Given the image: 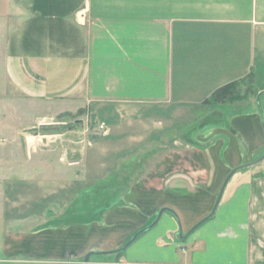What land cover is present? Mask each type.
<instances>
[{
    "label": "crops",
    "instance_id": "obj_1",
    "mask_svg": "<svg viewBox=\"0 0 264 264\" xmlns=\"http://www.w3.org/2000/svg\"><path fill=\"white\" fill-rule=\"evenodd\" d=\"M263 52L264 0H0L1 78L25 99L60 96L66 104L88 106L113 129L115 120L124 118L125 127L152 112L169 120L160 123L164 132L187 106L205 105L206 114H217L215 122L201 128L212 143L186 148L184 160L171 156L176 136L139 148L143 157L153 156L146 166L150 174L137 182L121 181L126 188L120 199L143 197L146 187L155 195L166 174L184 168L183 189L167 192L184 198L186 214L194 220L188 225L176 207L162 205L176 212L182 229L211 209L231 167L264 152L256 103L257 92L264 89V68L258 66ZM249 72L252 91L245 97L213 107L204 103L216 88ZM110 136L123 139L124 128ZM114 152L116 159H124V147L118 144ZM263 158L246 173L231 175L213 215L183 242L162 240L166 229L179 226L165 209L125 248L93 252L89 264L92 254L100 259L92 264H264ZM128 183L138 186L128 190ZM111 206L101 225L97 216L103 208L70 209L58 228L63 234L57 240L64 259L60 264H83L87 251L121 246L145 221L143 210Z\"/></svg>",
    "mask_w": 264,
    "mask_h": 264
},
{
    "label": "rangeland",
    "instance_id": "obj_2",
    "mask_svg": "<svg viewBox=\"0 0 264 264\" xmlns=\"http://www.w3.org/2000/svg\"><path fill=\"white\" fill-rule=\"evenodd\" d=\"M263 53L258 57L262 60L259 68H264ZM263 75L260 73L261 82ZM2 76L0 74V262L64 263L58 254L60 244L58 248L57 240L63 235L58 228L62 227L70 209L78 206L87 210L86 206L103 208L97 216L99 225L105 222L112 204L114 209L127 206L139 212L143 210L146 218L139 228L151 222L164 204L176 207L183 220L189 219L188 225L194 220L186 214L184 198H175L174 192H167L168 188L183 189L182 175L188 174L184 168L166 174L161 192L155 195L146 187L143 197L132 195L130 199H120L126 188L121 181L127 177L137 182L143 175L150 174L152 168L146 166L152 163L153 156L143 157V153H138L139 148L166 144L168 138L176 136L177 150L171 156L184 160L185 153H189L186 148L206 147L212 143L207 141L206 132L201 133V128L215 122L211 120H215L217 114H206L205 105L184 107L173 115L171 128L164 132L160 123L169 120L160 113L151 112L144 120L133 119L125 127L122 118L113 121V126L116 130L124 128L123 139L121 136L108 137L115 129L109 122L108 125L97 118L88 106L66 104L60 96L54 95L25 99L7 86ZM243 92L244 88L234 90V94ZM224 102L228 100L209 106ZM260 103L264 121V91L260 94ZM122 112L124 114V107ZM223 121L218 120L222 125ZM118 144L124 147L122 160L115 158L114 149ZM262 161L264 163V158ZM250 167L242 166L234 175L246 173ZM128 184V190L138 186ZM186 227L182 233L186 232ZM178 232L176 226L166 229L162 240L183 242ZM94 257L92 254L91 264L100 260ZM68 260L72 259H65Z\"/></svg>",
    "mask_w": 264,
    "mask_h": 264
},
{
    "label": "water",
    "instance_id": "obj_3",
    "mask_svg": "<svg viewBox=\"0 0 264 264\" xmlns=\"http://www.w3.org/2000/svg\"><path fill=\"white\" fill-rule=\"evenodd\" d=\"M264 91V89L260 90L257 92L256 94V103H257V113H258V116H259V120H260V123H261V126L264 130V121H263V117H262V107H261V103H260V94L261 92ZM264 157V152L257 158L255 159H252L250 161H246V162H243V163H240L238 165H235L233 167H231L229 169V171L226 173V175L224 176L222 182H221V185L219 187V190H218V193H217V196L213 202V205L211 207V209L205 214L203 215L200 219H198L189 229L188 231H186L185 233H182V227L180 225V222H179V219H178V216L176 214V212L169 206H162L158 209L157 211V214L155 215V217L153 218V220L151 222H149L148 224L144 225L143 227L137 229L135 232H133L130 237L119 247L117 248H114V249H109V250H106V251H94V250H90V251H87L83 257V264H89V256L91 253L93 252H108V251H120L122 250L123 248H125L137 235L141 234L142 232L148 230L149 228H151L156 222L157 220L159 219L160 215L162 214V212L165 210V209H168V210H171L175 216L177 217L178 219V230H179V234L178 236L181 237V238H184L191 230H193L195 227H197L198 225H200L201 223H203L205 220H207L208 218H210L213 213L215 212V209L221 199V196H222V193H223V190L226 186V183L227 181L229 180V178L231 177V175L234 173L235 170H237L238 168L242 167V166H245V165H250V164H253V163H256L258 162L259 160H261L262 158Z\"/></svg>",
    "mask_w": 264,
    "mask_h": 264
},
{
    "label": "trees",
    "instance_id": "obj_4",
    "mask_svg": "<svg viewBox=\"0 0 264 264\" xmlns=\"http://www.w3.org/2000/svg\"><path fill=\"white\" fill-rule=\"evenodd\" d=\"M252 78H253L252 74H251V72H249L246 75V78L232 80L228 83L221 85L220 87L216 88L210 94V96H208L204 99V103L215 104L218 102H223L225 100L232 101L234 99L245 97L249 91H252V88H251V84L253 81ZM242 82L247 83V87L244 89V92L242 94L241 93L234 94V90L240 89L239 86Z\"/></svg>",
    "mask_w": 264,
    "mask_h": 264
}]
</instances>
